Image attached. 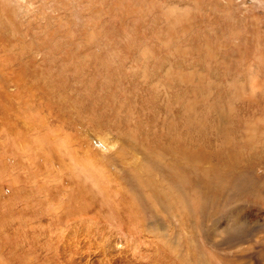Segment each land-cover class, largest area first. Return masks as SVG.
Returning <instances> with one entry per match:
<instances>
[{
	"label": "rangeland",
	"instance_id": "rangeland-1",
	"mask_svg": "<svg viewBox=\"0 0 264 264\" xmlns=\"http://www.w3.org/2000/svg\"><path fill=\"white\" fill-rule=\"evenodd\" d=\"M0 264H264V0H0Z\"/></svg>",
	"mask_w": 264,
	"mask_h": 264
},
{
	"label": "bare ground",
	"instance_id": "bare-ground-1",
	"mask_svg": "<svg viewBox=\"0 0 264 264\" xmlns=\"http://www.w3.org/2000/svg\"><path fill=\"white\" fill-rule=\"evenodd\" d=\"M195 130V129H194ZM188 161V160H187Z\"/></svg>",
	"mask_w": 264,
	"mask_h": 264
}]
</instances>
